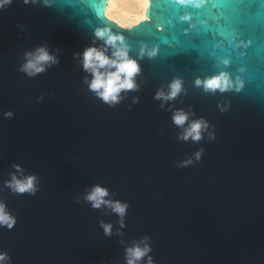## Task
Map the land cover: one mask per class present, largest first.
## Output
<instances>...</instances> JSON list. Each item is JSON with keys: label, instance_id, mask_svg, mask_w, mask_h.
Instances as JSON below:
<instances>
[{"label": "water", "instance_id": "obj_1", "mask_svg": "<svg viewBox=\"0 0 264 264\" xmlns=\"http://www.w3.org/2000/svg\"><path fill=\"white\" fill-rule=\"evenodd\" d=\"M107 3L13 0L0 11V199L16 217L0 228V250L9 264H124L121 241L148 236L155 264H264V0H148L131 28L106 16ZM101 26L125 36L143 70L139 90L113 107L88 91L74 57ZM39 45L60 62L29 78L19 65ZM142 46L156 56L140 59ZM220 72L243 86L194 84ZM174 78L185 91L173 106L207 120L214 140L176 139L181 129L153 99ZM13 164L39 178L35 195L4 186ZM93 184L129 204L123 235L115 214L83 201Z\"/></svg>", "mask_w": 264, "mask_h": 264}, {"label": "clouds", "instance_id": "obj_2", "mask_svg": "<svg viewBox=\"0 0 264 264\" xmlns=\"http://www.w3.org/2000/svg\"><path fill=\"white\" fill-rule=\"evenodd\" d=\"M56 0H23V3L37 4L43 3L45 7H51ZM185 2V0H181ZM195 6H199L197 0H190ZM13 3V0H0V11L4 10ZM145 8L148 0H144ZM140 19H147L141 16L133 24L127 25L131 28ZM93 42L85 47L81 52L74 53L78 61V66L85 73L83 83L86 84L88 91L93 93L102 103L113 107L125 98L128 93L136 92L140 88L139 77L142 75V67L139 59L131 55V46L127 43L123 34L116 33L109 26H101L93 29ZM99 42V43H97ZM138 56L140 59L147 56L149 59L156 56V50L142 46ZM60 57L56 52L50 51L47 45H39L31 50H26L23 60L19 65V71L29 78H34L47 71L49 67L59 64ZM227 64L228 61L224 60ZM194 84L202 87L205 92L224 93L235 88L239 90L243 83L237 78L235 81L226 72H220L214 76L204 79L197 78ZM185 89L183 82L179 78L171 80L165 88L157 89L153 99L160 102L161 109L171 112L172 123L181 129L176 139L179 141H192L199 143L207 138L214 140V132L209 131L210 124L203 117L193 118L194 113L186 112L182 108H175L173 101L177 99ZM43 99V96L40 97ZM139 97H133V103H138ZM226 107H221L225 111ZM14 114L11 110L4 113L5 118H11ZM203 155V149L196 151L193 156L180 161V167H187L198 162ZM16 172L9 173V179L5 180L4 186L11 192L23 195H35L39 190V178L35 174L17 175L21 171V166L13 164ZM113 193L101 184H93L87 188L83 194V201L93 209H107L118 217L117 235H123L122 229L126 226L125 218L129 204L126 201L112 198ZM79 203L80 200H77ZM100 227L105 236L111 237L113 225L101 220ZM16 224V217L12 215L6 203L0 199V228L11 230ZM124 244V264H155L151 255L152 247L148 236H143L139 240ZM11 257L6 251L0 250V264H9Z\"/></svg>", "mask_w": 264, "mask_h": 264}, {"label": "bare ground", "instance_id": "obj_3", "mask_svg": "<svg viewBox=\"0 0 264 264\" xmlns=\"http://www.w3.org/2000/svg\"><path fill=\"white\" fill-rule=\"evenodd\" d=\"M145 10L144 0H108L105 13L109 19L127 26L145 16Z\"/></svg>", "mask_w": 264, "mask_h": 264}, {"label": "rangeland", "instance_id": "obj_4", "mask_svg": "<svg viewBox=\"0 0 264 264\" xmlns=\"http://www.w3.org/2000/svg\"><path fill=\"white\" fill-rule=\"evenodd\" d=\"M108 17V16H107ZM133 24V23H132ZM120 25V24H119ZM120 26H122V25H120ZM123 27H127V26H123Z\"/></svg>", "mask_w": 264, "mask_h": 264}]
</instances>
